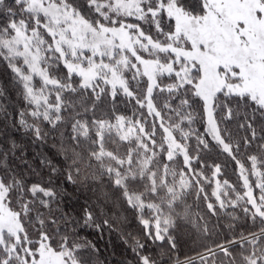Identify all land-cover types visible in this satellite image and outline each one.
I'll use <instances>...</instances> for the list:
<instances>
[{
    "label": "snow or ice",
    "instance_id": "6c2138e0",
    "mask_svg": "<svg viewBox=\"0 0 264 264\" xmlns=\"http://www.w3.org/2000/svg\"><path fill=\"white\" fill-rule=\"evenodd\" d=\"M84 7L88 14L73 0H0V62L22 101L12 108L0 86V144L9 122L34 142L58 134L70 162L61 170L42 161L47 180L29 182L12 167L16 141L0 151V264H102L80 231L111 230L117 206L143 228L142 238L130 237L135 264H158L148 246L174 251L182 226L210 237L222 227L210 218L222 215L232 237L204 245L199 264H264V0ZM120 94L136 109L132 117L84 118L81 109ZM198 117L202 132L192 127ZM233 121L245 135H234ZM113 136L126 145L122 153L105 147ZM213 149L234 164L236 182L202 155ZM61 177L87 185L94 201L78 212L60 208L69 196Z\"/></svg>",
    "mask_w": 264,
    "mask_h": 264
},
{
    "label": "trees",
    "instance_id": "16d2710c",
    "mask_svg": "<svg viewBox=\"0 0 264 264\" xmlns=\"http://www.w3.org/2000/svg\"><path fill=\"white\" fill-rule=\"evenodd\" d=\"M73 3L84 8L85 14H88L87 8L84 7L85 0H73ZM130 20L135 22L133 19ZM10 78V71L3 62H0V86H6L9 89L7 103L18 110L22 105V101H20L16 90L9 83ZM74 98L79 102L78 97ZM96 105L94 111L87 113H83L81 109L85 119L101 118L115 123V116L125 115L126 117H132L136 111L134 106L127 102V98L123 94H120L114 101L109 96H102L101 100L96 102ZM12 108H9L10 112H12ZM196 108L199 110L198 104ZM13 118L15 119L16 117L13 115ZM192 127L201 132L203 131V124L199 122V117ZM228 127L234 135L243 136L246 134L244 131L237 129L235 121L229 123ZM44 128L47 130L48 126L45 124ZM257 130L259 132V123ZM62 131L66 132L67 129H62ZM8 133L9 139L5 143L0 144V151H5L6 146H10L13 139L16 141L19 145V150L10 157L12 167L22 173L29 182H45L47 180L50 166L47 163H42V161H51L52 166L61 170H65L67 163H70L65 161L64 157L59 154L58 145L62 138L58 134L50 135L44 143L34 142L33 138L24 129L11 127V122H9ZM0 139H3V137H0ZM191 143L195 144L194 138ZM105 147L109 150H119L122 153L126 145L113 136V140H109ZM202 155H204L209 164L219 163L222 165L224 178L232 182L237 181L236 173L233 170L235 166L225 154L220 153L218 149H213L211 152L203 153ZM208 174L210 175V172ZM59 184L61 188H67L69 193V196L60 204L62 209L74 207L78 212L81 205L89 202V198H92L93 201L95 199L93 192L89 191L87 185H74L67 182L65 177H61ZM208 192H211V188H208ZM189 203H192V198L189 199ZM200 209L205 211L203 202H200ZM108 215L113 219L111 230L103 227L102 231L97 232L94 228H88L80 231V237H86L97 244V247L101 250L100 259L102 264H135L130 237L142 238V225L136 219L134 212L131 209H126V206H117ZM103 218L101 217V219ZM210 223L219 224L222 227L216 228L210 237L201 238L188 227L182 226L173 232L178 238L177 248L174 251L168 252L167 248L161 249L156 245L150 244L147 250L148 254H151L158 264H175L176 260L183 262L190 257L195 258V264H199L197 254L204 250V245L212 246L215 242H222L232 237V233L227 229L229 221L223 215L220 218L211 217Z\"/></svg>",
    "mask_w": 264,
    "mask_h": 264
},
{
    "label": "rangeland",
    "instance_id": "374dc122",
    "mask_svg": "<svg viewBox=\"0 0 264 264\" xmlns=\"http://www.w3.org/2000/svg\"><path fill=\"white\" fill-rule=\"evenodd\" d=\"M129 19H133V18H129Z\"/></svg>",
    "mask_w": 264,
    "mask_h": 264
}]
</instances>
